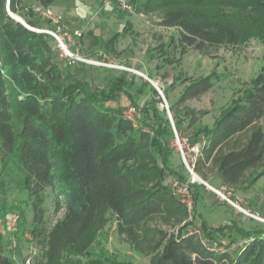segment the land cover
I'll return each instance as SVG.
<instances>
[{
  "label": "trees",
  "instance_id": "1",
  "mask_svg": "<svg viewBox=\"0 0 264 264\" xmlns=\"http://www.w3.org/2000/svg\"><path fill=\"white\" fill-rule=\"evenodd\" d=\"M57 1L0 0V147L4 165L12 164L21 187L35 197L36 206L42 204L46 188H51L60 198L56 208L63 205L65 209L48 233L43 258L33 264H124L107 251L91 248L97 232L107 224V213L113 212L131 236L140 230L147 235L149 223L157 217L183 223L188 211L173 195L166 177L188 178L172 166L175 134L166 110L159 107L162 100L154 87L150 85L151 98L138 106L130 91L133 80L120 77L107 89H98L64 73L52 59L50 35L30 29L10 15L11 11L30 27H37L24 9L35 15L31 5L48 9ZM135 3L142 13L159 14L160 25L176 28L181 45L205 55L250 39L264 44V0ZM216 80L208 75L193 81L177 103L207 93ZM163 91L168 97L169 87ZM122 93L143 113V123L135 126L125 117ZM170 111L180 135L186 116L190 130L197 121L195 112L182 114L176 104ZM263 118L264 64L242 97L223 109L211 126L194 129L190 138L200 141L207 137L194 170L204 179L214 171L223 185L239 188L246 172L264 161ZM244 134L247 136L241 141ZM232 139L234 143L226 148ZM207 164L211 168L205 170ZM263 174L250 178L248 185ZM194 197L196 203L201 200L196 191ZM199 219L202 237L162 233L151 245L156 253L154 264H264V227L247 230L234 222L214 227L202 216ZM37 231L33 229L34 234ZM226 237L228 243H224ZM243 239L248 241L231 254L230 247ZM0 264L14 263L8 255H0Z\"/></svg>",
  "mask_w": 264,
  "mask_h": 264
},
{
  "label": "rangeland",
  "instance_id": "2",
  "mask_svg": "<svg viewBox=\"0 0 264 264\" xmlns=\"http://www.w3.org/2000/svg\"><path fill=\"white\" fill-rule=\"evenodd\" d=\"M127 1L135 7L134 12L122 9L116 2L106 5L104 0H58L53 5L54 8H43L39 12L35 8L40 6L34 4L31 6L35 15L30 14L28 8L24 9L23 13L37 23L35 27L37 29L56 30L60 26L63 31L72 35L75 31H80L82 33L80 38L74 36L78 42L80 55L105 63L69 64L62 56L57 41L50 36L52 59L64 73L76 75L98 89H107L120 77L130 82L133 80L130 91L138 106L144 105L151 98L150 85L157 90L152 84L154 82L166 98L164 101L157 90L162 100L159 107L165 109L166 113L172 104H176L182 114L187 110L190 113L195 112L197 118L195 125L191 130L188 129L189 115L186 116L184 131L180 135L185 139V142L182 139L184 151L190 152L188 143L190 145L199 143L198 139L190 138L194 129L203 125L211 126L221 111L240 99L245 89L250 87L251 81L264 64V44L258 39H250L243 44L221 47L212 54L205 55L194 48L181 45L178 30L160 25L159 14L142 13L135 3L137 0ZM26 5L29 6L28 1ZM80 7L85 9L83 15L77 11ZM42 11L49 13L48 16H44ZM16 16L25 22L23 17ZM208 75L217 78L210 91L183 104L177 103L190 83ZM168 87L166 97L163 90ZM120 104L127 108L133 106L137 122L143 123V113L131 104L128 95L121 94ZM170 113L173 118V113L171 111ZM260 124L264 128V118ZM246 136L247 134L242 135L241 141ZM233 143L234 139L230 140L226 148ZM172 147V166L181 171L186 178L195 180L193 193L196 191L201 197L198 203L195 200L192 218L178 224L174 220L166 222L157 217L149 223L147 235L140 230L131 236L124 230L117 216L113 212H108L107 224L97 232L92 242L93 251H107L124 264H154L156 253L152 251L153 242L158 240L162 233L193 234L201 231L199 216L214 227L227 222L237 223L247 230L264 227V174L253 185H248L250 178L264 171V161L257 169L246 172L243 183L237 189L223 185L215 177L214 171L204 179L194 170L195 174L208 185L217 189L226 187V192L231 193L232 200L259 217L253 218L233 207L196 179L184 165L175 140ZM207 168L210 169L211 166L207 164L205 170ZM172 179L171 175L166 177L168 184ZM19 180L20 175L12 164L5 168L0 147V239L3 248L0 255H8L14 264H25L27 259L33 264L43 258L48 233L64 216L65 209L63 205L60 209L56 208L60 198L51 188H46L42 204L36 206L35 197L23 190ZM14 219L16 222H13L12 226ZM34 228L38 229L37 234L33 233ZM229 234L230 232L227 233ZM228 241L227 237L224 238V243ZM246 241L248 239L234 244L229 252L233 254ZM220 249L224 251L223 248Z\"/></svg>",
  "mask_w": 264,
  "mask_h": 264
},
{
  "label": "built area",
  "instance_id": "3",
  "mask_svg": "<svg viewBox=\"0 0 264 264\" xmlns=\"http://www.w3.org/2000/svg\"><path fill=\"white\" fill-rule=\"evenodd\" d=\"M106 5H112L114 2H116L122 9L129 11V12H134L135 7L127 0H104ZM43 10L42 7H36L35 10L41 11ZM42 14L44 16H48L49 13H46L45 11H42ZM55 20V19H53ZM33 30L37 32H44L49 34L50 36L54 37V39L58 43V48L62 52V56L68 60L69 64L76 63V62H88V63H100V64H105L102 62H98L95 60H90L87 58H84L80 55L79 53V47L77 46V41L75 40L74 36H77L80 38L82 36V33L80 31H75L74 35L67 33L62 30V28L59 26L56 30H48V29H37L35 27H31ZM135 108L133 106L128 107L124 115L128 119H130L133 124L136 126L137 125V119L135 118ZM172 128L175 134V143L176 145L180 148L181 151V156H182V161L186 168L189 170V172L195 177V172H194V167L195 164L198 160V157L202 156V151L203 148L207 144V137L202 136L201 140L197 144H189V151L190 152H185L184 147L182 145V139L185 142L184 138L180 137L179 132L176 129L174 121L171 122ZM195 180L194 179H188L186 181H181L177 178H173L170 182V186L172 189L173 195L180 201L181 204L185 206V208L188 211V219L192 218L193 212H194V207H195V197L193 193V187L192 184H194ZM209 188H211L219 197L227 201L229 204H231L233 207L239 209L240 211L244 212L246 215L253 217V218H259L257 215L254 213H250L249 211H246L243 209L237 201H234L231 199V193L226 192V187H223L222 189H217L214 188L210 185L207 184ZM16 222V219H14L11 223L13 226L14 223ZM192 234V233H191ZM193 234H196L200 237H202L201 231H197ZM202 242L206 244L204 239H202ZM27 263L25 264H31L30 259H27Z\"/></svg>",
  "mask_w": 264,
  "mask_h": 264
},
{
  "label": "water",
  "instance_id": "4",
  "mask_svg": "<svg viewBox=\"0 0 264 264\" xmlns=\"http://www.w3.org/2000/svg\"><path fill=\"white\" fill-rule=\"evenodd\" d=\"M10 15L14 18V19H16L17 21H19V22H21L22 24H24L25 26H27L28 28H30V29H32L31 27H29L21 18H19L18 16H16V15H14L13 13H11V11H10ZM33 30V29H32ZM152 82V81H151ZM152 84L157 88V90L159 91V93H160V95H162V98H163V100L165 101L166 100V98H165V96H164V94H163V92L159 89V87L154 83V82H152ZM167 113H168V116H169V119H170V121L172 122L173 121V118H172V115H171V113H170V110H168L167 109ZM201 182H203L205 185H207V183H205L202 179H199Z\"/></svg>",
  "mask_w": 264,
  "mask_h": 264
},
{
  "label": "clouds",
  "instance_id": "5",
  "mask_svg": "<svg viewBox=\"0 0 264 264\" xmlns=\"http://www.w3.org/2000/svg\"><path fill=\"white\" fill-rule=\"evenodd\" d=\"M77 11H78L81 15H83L84 12H85V9H84L83 7H80V8L77 9Z\"/></svg>",
  "mask_w": 264,
  "mask_h": 264
},
{
  "label": "bare ground",
  "instance_id": "6",
  "mask_svg": "<svg viewBox=\"0 0 264 264\" xmlns=\"http://www.w3.org/2000/svg\"><path fill=\"white\" fill-rule=\"evenodd\" d=\"M19 18H20V17H19ZM195 178H196V179H200L197 175H195Z\"/></svg>",
  "mask_w": 264,
  "mask_h": 264
},
{
  "label": "crops",
  "instance_id": "7",
  "mask_svg": "<svg viewBox=\"0 0 264 264\" xmlns=\"http://www.w3.org/2000/svg\"><path fill=\"white\" fill-rule=\"evenodd\" d=\"M55 6H51V8H54Z\"/></svg>",
  "mask_w": 264,
  "mask_h": 264
}]
</instances>
